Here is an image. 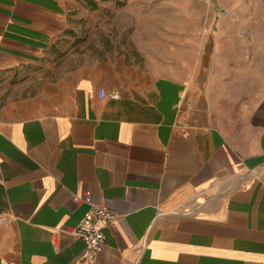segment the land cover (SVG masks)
<instances>
[{"label":"crops","instance_id":"1","mask_svg":"<svg viewBox=\"0 0 264 264\" xmlns=\"http://www.w3.org/2000/svg\"><path fill=\"white\" fill-rule=\"evenodd\" d=\"M80 1L0 0V264H83L90 204L117 215L91 264H264V86L215 36L182 79L43 77Z\"/></svg>","mask_w":264,"mask_h":264},{"label":"rangeland","instance_id":"2","mask_svg":"<svg viewBox=\"0 0 264 264\" xmlns=\"http://www.w3.org/2000/svg\"><path fill=\"white\" fill-rule=\"evenodd\" d=\"M72 15V39L42 66L43 77L100 64L116 76L130 65L149 79H182L192 74L186 70L200 45L208 48L215 36L224 58L234 51L238 64L220 74L236 81L240 93L264 86V0H83ZM150 24L151 34L144 32Z\"/></svg>","mask_w":264,"mask_h":264},{"label":"built area","instance_id":"3","mask_svg":"<svg viewBox=\"0 0 264 264\" xmlns=\"http://www.w3.org/2000/svg\"><path fill=\"white\" fill-rule=\"evenodd\" d=\"M115 211L99 204H90L84 212L73 233L84 243L83 264H91L96 258L101 246L105 243L104 228L115 221Z\"/></svg>","mask_w":264,"mask_h":264},{"label":"bare ground","instance_id":"4","mask_svg":"<svg viewBox=\"0 0 264 264\" xmlns=\"http://www.w3.org/2000/svg\"><path fill=\"white\" fill-rule=\"evenodd\" d=\"M145 24H148L147 22L145 23ZM154 25V24H153ZM145 26V25H144ZM153 27V26H152ZM146 28V30H147V32L149 33V34H151V31H150V29H151V24H150V26L149 27H145ZM145 32V31H144Z\"/></svg>","mask_w":264,"mask_h":264}]
</instances>
